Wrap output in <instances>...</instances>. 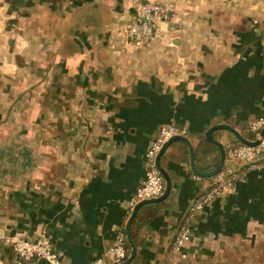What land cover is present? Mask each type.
<instances>
[{"label":"crops","instance_id":"obj_1","mask_svg":"<svg viewBox=\"0 0 264 264\" xmlns=\"http://www.w3.org/2000/svg\"><path fill=\"white\" fill-rule=\"evenodd\" d=\"M141 1L0 0V264H18L16 236L47 238L67 264L111 258L163 125L185 129L208 171L209 127L244 134L264 114V0H153L173 9L134 46ZM185 143L162 155L171 191L140 209L134 264H264V162L226 157L233 183L194 209L213 178Z\"/></svg>","mask_w":264,"mask_h":264},{"label":"built area","instance_id":"obj_2","mask_svg":"<svg viewBox=\"0 0 264 264\" xmlns=\"http://www.w3.org/2000/svg\"><path fill=\"white\" fill-rule=\"evenodd\" d=\"M173 9L171 3L162 4L153 0H142L138 6L135 18L125 28L126 41L134 46L144 45L151 42L159 35V20ZM264 126V114L254 119L248 128L255 132L256 139ZM175 134H185V129L176 123L163 125L156 138L151 141L147 150V176L146 179L137 187L131 198L130 209L145 199L157 198L164 193L165 178L156 163V157L163 143ZM227 157L240 158L246 163L255 164L264 158V136L255 145L239 144L230 146L226 149ZM213 182L210 191L197 198L193 208H203L210 200L222 194L226 187L230 186L235 179V174H227L224 169L213 175ZM130 213V214H131ZM190 239L189 228L182 225L179 229L175 241L174 249L180 250ZM18 256V264H38L41 258L47 259L51 264H67L62 256L54 250L47 238L30 240L16 236L7 238ZM111 258H98L93 264H120L129 257L126 248V238L123 232L120 233L117 243L111 249Z\"/></svg>","mask_w":264,"mask_h":264},{"label":"water","instance_id":"obj_3","mask_svg":"<svg viewBox=\"0 0 264 264\" xmlns=\"http://www.w3.org/2000/svg\"><path fill=\"white\" fill-rule=\"evenodd\" d=\"M217 128H225V129L230 130L231 132L234 133V135L242 143L250 144V145H255V144L259 143L260 140L262 139V137L264 136V126L262 127V129H261L259 135L256 137V139H251V138L247 137L246 135H244L237 127H235V126H233L231 124H228V123H217V124L212 125L207 130L205 136H206L207 140L216 143L220 147L221 158H220L219 163L216 165V167H214L213 169L208 170V171H202V170H199L197 168V166L195 164L194 145H193L192 141L189 139V137L186 134H175V135L171 136L168 140H166L163 143V145H162L161 149L159 150V152L157 154V157H156L157 166L159 167L160 171L162 172V174H163V176L165 178V190H164V193L161 196L157 197V198L145 199V200L139 202L133 208L132 213H131V215H130L128 221H127V224H126V236H127L128 240L132 244V251H131L129 257L124 262H122L120 264H132V262H133V260H134V258L136 256L137 245H136L135 241L133 240V236H132V232H131V224H132V221L134 220V218L136 217L138 210L142 206H144L146 204L161 202V201L165 200L168 197V195L170 194L171 187H172L171 175L167 171V169L163 166V164L161 162L162 155L165 152L166 148L169 145H171L173 142L177 141V140H184L189 145V148H190L191 167H192L193 171L195 173L199 174V175H202V176H213V175H215V174H217V173H219V172H221L223 170L225 162H226V157H227V155H226V149H227L226 146L224 145V143L221 140L217 139L214 136V130L217 129ZM175 238H176V236H175ZM38 264H51V263L47 259L41 258L38 261Z\"/></svg>","mask_w":264,"mask_h":264},{"label":"trees","instance_id":"obj_4","mask_svg":"<svg viewBox=\"0 0 264 264\" xmlns=\"http://www.w3.org/2000/svg\"><path fill=\"white\" fill-rule=\"evenodd\" d=\"M147 44V43H146ZM262 116V115H261ZM260 117V116H259ZM244 134L247 136V137H249V138H253V137H255V132L254 131H252V130H250V128H247V129H245L244 130ZM186 144V143H185ZM209 144L210 145H214V146H217V144L216 143H214V142H212V141H210L209 142ZM262 162H264V158L263 159H261L260 161H257L255 164H260V163H262ZM248 165H250V163H248L247 164V166ZM213 169V168H212ZM229 172H227V174H228ZM229 174H231V175H233V174H237V171L236 172H231V173H229ZM234 181V180H233ZM162 202V201H161ZM161 202H157V203H150V204H160ZM143 207V206H142ZM141 207V208H142ZM140 208V209H141ZM140 209L138 210V212H137V215H136V217L134 218V220L132 221V224H131V232H132V236H133V240L135 239L134 237H135V235H136V222H137V219H138V217H139V211H140ZM130 213H131V209H130V211L128 212V215H127V220H128V218H129V216H130ZM154 215V213H152L151 214V216H153ZM122 232L124 233V235H125V238H126V248H127V250H128V252H129V255H130V253H131V251H132V244H131V242L128 240V238H127V236H126V225L123 227V230H122ZM135 241V240H134ZM132 264H134V262L132 263Z\"/></svg>","mask_w":264,"mask_h":264}]
</instances>
